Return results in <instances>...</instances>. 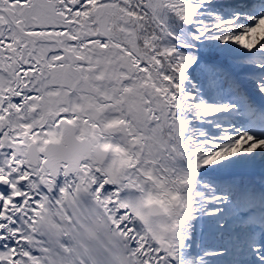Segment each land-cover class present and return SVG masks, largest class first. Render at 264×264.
Segmentation results:
<instances>
[{
    "label": "snow or ice",
    "instance_id": "obj_1",
    "mask_svg": "<svg viewBox=\"0 0 264 264\" xmlns=\"http://www.w3.org/2000/svg\"><path fill=\"white\" fill-rule=\"evenodd\" d=\"M0 264H264V0H0Z\"/></svg>",
    "mask_w": 264,
    "mask_h": 264
}]
</instances>
